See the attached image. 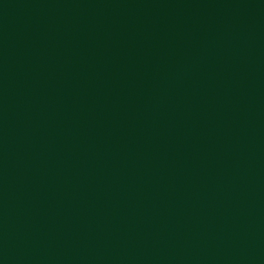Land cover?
<instances>
[{"label":"water","instance_id":"95a60500","mask_svg":"<svg viewBox=\"0 0 264 264\" xmlns=\"http://www.w3.org/2000/svg\"><path fill=\"white\" fill-rule=\"evenodd\" d=\"M0 264H264V0H0Z\"/></svg>","mask_w":264,"mask_h":264}]
</instances>
